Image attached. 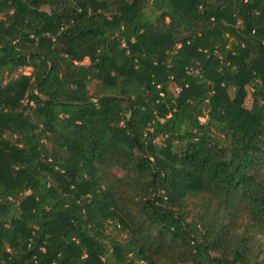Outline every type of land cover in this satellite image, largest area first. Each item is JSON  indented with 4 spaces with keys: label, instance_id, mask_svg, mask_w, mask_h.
<instances>
[{
    "label": "trees",
    "instance_id": "16d2710c",
    "mask_svg": "<svg viewBox=\"0 0 264 264\" xmlns=\"http://www.w3.org/2000/svg\"><path fill=\"white\" fill-rule=\"evenodd\" d=\"M0 264H264V0H0Z\"/></svg>",
    "mask_w": 264,
    "mask_h": 264
},
{
    "label": "rangeland",
    "instance_id": "374dc122",
    "mask_svg": "<svg viewBox=\"0 0 264 264\" xmlns=\"http://www.w3.org/2000/svg\"><path fill=\"white\" fill-rule=\"evenodd\" d=\"M84 62H87V59H85ZM27 70H29V69L28 68H25V71H27ZM248 91H249V94H248V96L245 99V105L247 107H250L251 106V103H252V98H251V95H250V88H248Z\"/></svg>",
    "mask_w": 264,
    "mask_h": 264
}]
</instances>
